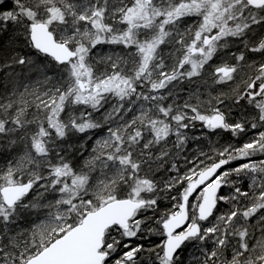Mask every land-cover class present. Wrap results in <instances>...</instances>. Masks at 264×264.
I'll return each mask as SVG.
<instances>
[{
	"label": "snow or ice",
	"instance_id": "snow-or-ice-1",
	"mask_svg": "<svg viewBox=\"0 0 264 264\" xmlns=\"http://www.w3.org/2000/svg\"><path fill=\"white\" fill-rule=\"evenodd\" d=\"M0 264H264V0H0Z\"/></svg>",
	"mask_w": 264,
	"mask_h": 264
}]
</instances>
